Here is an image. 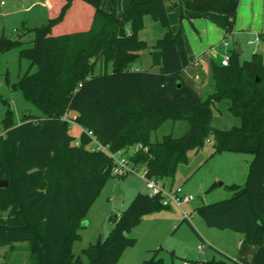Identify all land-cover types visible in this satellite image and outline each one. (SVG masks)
Returning <instances> with one entry per match:
<instances>
[{
	"label": "trees",
	"instance_id": "trees-1",
	"mask_svg": "<svg viewBox=\"0 0 264 264\" xmlns=\"http://www.w3.org/2000/svg\"><path fill=\"white\" fill-rule=\"evenodd\" d=\"M238 1L189 0L178 5V19L183 10L222 14L227 34ZM165 2L129 0L118 11V0H46V24L26 31L32 40L0 36V54L18 48L19 59L28 62L12 88L39 111L14 123L0 100L6 105L0 121V181L6 182L0 211L7 210L0 219V247L25 243L29 264H82L71 245L113 168L103 152L88 149L84 132H90L110 152L121 151L133 166L143 165L145 177L161 181L173 178L187 153L210 139L212 155H251L243 184L225 186L232 196L199 205L196 212L207 227L239 233L242 243L264 248V65L257 54L240 61L233 46L226 66L210 60L211 92L200 98L183 79L188 60L182 30L171 32ZM145 15L166 30L152 46L137 36ZM144 50L156 71L132 69ZM222 99L229 101L238 127L211 126L212 107ZM67 120L82 130L77 142ZM167 120L186 121L188 131L150 141V132ZM164 208L159 196L137 193L119 215L110 216L109 234L81 250L86 264H115L136 243L127 233L144 214ZM156 256L141 264H160Z\"/></svg>",
	"mask_w": 264,
	"mask_h": 264
},
{
	"label": "rangeland",
	"instance_id": "rangeland-1",
	"mask_svg": "<svg viewBox=\"0 0 264 264\" xmlns=\"http://www.w3.org/2000/svg\"><path fill=\"white\" fill-rule=\"evenodd\" d=\"M0 1L3 2L0 6V36L3 35L11 39L23 36L22 41L27 42L33 39V34L26 33V31L40 27L47 22L43 0ZM165 6H171L170 1H166ZM143 22L144 27L137 36L140 40L145 41L148 46H152L163 37L166 30L159 23L152 21L148 15L144 16ZM178 27L183 29L182 26H179V21L176 22L174 32ZM227 37L231 44L230 48H232L236 39L230 35ZM242 47L241 60H247L248 49H246L244 42ZM132 66L139 70L156 69L151 67L149 50L140 52V57ZM27 67L28 62L25 59H19L18 48H12L0 54V100L8 104L14 123H19L22 116L27 113L39 115V111L23 97L21 91L12 88L17 78L25 73ZM107 68L109 70V65ZM195 75H198L197 80H200L201 83L196 87L197 95L205 99L212 88L210 76L208 73L201 74L198 69L191 74L193 77ZM183 79L188 82L184 75ZM2 101H0V121L6 110V105ZM228 106L229 101L227 99H222L213 105L211 116L213 128L227 130L239 126V119L229 114ZM188 128L189 125L186 121L177 120L173 122L167 120L156 130L150 132L149 140L152 142L159 141L162 136L168 134L178 138L184 135ZM69 133L78 135V129L69 124ZM131 151L128 150L127 154H130ZM212 152L213 146L210 139L197 152L189 151L187 153L186 164L177 167L173 178L162 181L166 187L172 189L180 187L182 192L191 195L193 200L183 204L181 209L170 204L167 208L144 214L139 224L127 233L128 237L136 240L135 245L126 248L115 264H141L153 257L155 252H157V259H160V264H183V261H186L187 264H194L197 260L210 259L221 260L226 264H236L233 256H230L228 252H221L213 244L208 243L209 246L202 253H198L196 250L197 245L203 242L201 241L203 237H207L213 242L216 235L221 232L230 236L237 234L229 230L207 227L198 216L196 208L199 205L215 203L232 196V193L225 186L229 185L227 184L228 181H235L233 183L236 185L243 184L247 172V169L244 168L245 160L248 155L231 152L212 155ZM142 170L143 165L138 164L133 166L131 173H127L122 178L112 175L106 179L82 220L85 225L78 227L76 231L78 238L71 245L73 257H79L82 264H86V258L81 255V250L94 244L98 237L105 238L111 231L110 216L119 215L137 193L146 194L145 184L140 177L143 173ZM228 178L233 180H228ZM219 183H222V186H218ZM181 210L190 213L189 221L181 223L183 218ZM6 216L7 210L0 211V219H4ZM225 239L229 253L235 252L236 254V242L231 240L228 235ZM20 244L25 246V243ZM1 250L2 255L3 252L8 251V249ZM25 251L27 252L26 249ZM20 252H22L21 247L18 253ZM0 261L3 262L2 264H24L19 255L13 263L9 251L7 256L3 258L0 256Z\"/></svg>",
	"mask_w": 264,
	"mask_h": 264
},
{
	"label": "crops",
	"instance_id": "crops-1",
	"mask_svg": "<svg viewBox=\"0 0 264 264\" xmlns=\"http://www.w3.org/2000/svg\"><path fill=\"white\" fill-rule=\"evenodd\" d=\"M169 1L171 6H165V9L171 32H174L176 22L178 21L179 26H182L183 28V44L188 60V66L182 71V74L186 76L188 80L187 84L190 85L195 92L196 87H198V85L201 83L200 80H197L198 75H195L194 77L191 76L192 72L198 69L200 70L201 74H209L210 60L219 61L220 56L226 51V49L221 44L222 40H227V50L231 49V44L228 42L227 39V36L229 35L231 37H235L236 39L235 44L233 46H236V44L239 43L240 61H244L241 60V55L243 54L242 43L244 42L246 49H248V59L251 57L252 54H257L261 59L262 65H264V0H239L236 8L234 26L232 30L227 34L225 33L226 19L224 15L217 13H207L204 15H198L183 10L182 14L184 15V17L179 20L178 5L183 4L189 0ZM43 2L46 8V14L48 18V7L46 0H43ZM128 2L129 0H118V11H123L127 6ZM132 69L139 70L135 66H132ZM153 71H156V69ZM74 116L75 114L73 112L69 113V117ZM71 125L75 126L78 129V135H73L71 133L69 134L73 136L75 140H78L81 129L74 123H71ZM128 150L133 151L135 150V148L132 147ZM247 155L248 156L245 160V169H247L248 163L252 158L251 155ZM143 171L144 166L142 172ZM228 180L233 179L228 178ZM233 182L235 181H228L227 184H234ZM218 186H222V183H219ZM224 233L225 232H221L220 234H217L213 242L210 241V239H208L207 237L201 238V241L206 243V247L209 246V243L213 244V246H215V248H217L221 252H228L230 256L234 257L236 264H263L264 248H258L246 243H242L243 236L241 234L237 233L232 234L233 236H230L229 234ZM226 235H228L231 240H234L236 242V254L235 252L229 253L228 247L226 246V243L224 241L226 240ZM21 245L22 244H15L13 248H10L9 246H2L0 249H2L1 251H5L6 249H8L10 257L13 259V263H15V260L19 255L21 256V259L23 260L24 264H29L28 253L25 251V246ZM20 247L22 248V252L18 253ZM7 252H3V255L0 252V256L2 258L7 256ZM2 263L3 262L0 261V264Z\"/></svg>",
	"mask_w": 264,
	"mask_h": 264
},
{
	"label": "built area",
	"instance_id": "built-area-1",
	"mask_svg": "<svg viewBox=\"0 0 264 264\" xmlns=\"http://www.w3.org/2000/svg\"><path fill=\"white\" fill-rule=\"evenodd\" d=\"M164 1H169V0H164ZM2 4L3 2L0 1V6ZM221 44L226 49V51L220 56L218 62L221 66H226L228 64V58H229V54L227 50L228 43L224 39L222 40ZM68 123L71 124L72 122L68 121ZM84 133L90 138V143L88 144L89 150L101 151L108 158L112 160L113 168L111 170V174L113 176L122 177L125 176L127 173H131L133 171V165L131 164V162L128 160L127 156L124 153H122L121 151L115 153L110 152L106 146H103L99 142H97L90 132H84ZM2 134L3 131L0 130V135ZM140 177L145 184L146 194L148 196H159L161 198V203L163 206H169L170 204H172L178 207L179 209H181V206L183 204H187L188 202L193 200V197L191 195L184 194L180 187L172 189L171 187H166L165 183L162 182L161 180H155L152 178L145 177L144 171ZM181 213L183 216L182 219L189 221L190 213H186L183 210H181ZM205 248H206V243L202 242L201 244L197 245L196 250L198 253H202ZM203 261L204 260H201L195 264H202L201 262ZM183 264H186V262H183Z\"/></svg>",
	"mask_w": 264,
	"mask_h": 264
},
{
	"label": "water",
	"instance_id": "water-1",
	"mask_svg": "<svg viewBox=\"0 0 264 264\" xmlns=\"http://www.w3.org/2000/svg\"><path fill=\"white\" fill-rule=\"evenodd\" d=\"M236 52L240 53V49H239V43L236 44L235 46ZM6 186V182L5 181H0V187H5ZM85 224L84 222L80 223V227H83Z\"/></svg>",
	"mask_w": 264,
	"mask_h": 264
}]
</instances>
